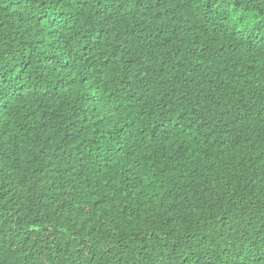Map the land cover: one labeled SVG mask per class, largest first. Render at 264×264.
I'll use <instances>...</instances> for the list:
<instances>
[{
  "label": "trees",
  "instance_id": "obj_1",
  "mask_svg": "<svg viewBox=\"0 0 264 264\" xmlns=\"http://www.w3.org/2000/svg\"><path fill=\"white\" fill-rule=\"evenodd\" d=\"M0 264H264V0H0Z\"/></svg>",
  "mask_w": 264,
  "mask_h": 264
},
{
  "label": "rangeland",
  "instance_id": "obj_2",
  "mask_svg": "<svg viewBox=\"0 0 264 264\" xmlns=\"http://www.w3.org/2000/svg\"><path fill=\"white\" fill-rule=\"evenodd\" d=\"M243 14L244 13H240L239 16H243ZM251 18H253V17H251ZM251 18L246 22V26L251 25L254 22V19H251Z\"/></svg>",
  "mask_w": 264,
  "mask_h": 264
}]
</instances>
